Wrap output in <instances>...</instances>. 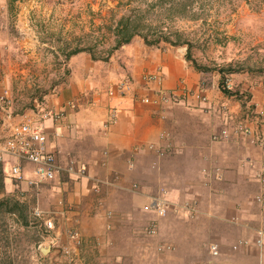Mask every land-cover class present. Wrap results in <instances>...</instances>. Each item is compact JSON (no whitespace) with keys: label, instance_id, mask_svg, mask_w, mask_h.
<instances>
[{"label":"crops","instance_id":"obj_1","mask_svg":"<svg viewBox=\"0 0 264 264\" xmlns=\"http://www.w3.org/2000/svg\"><path fill=\"white\" fill-rule=\"evenodd\" d=\"M15 48V40L0 31V89L11 91ZM66 65L64 81L35 110L22 113L34 119L41 109L63 112L60 121L45 122L48 149L60 166L72 162L86 170L80 178L61 172L42 184L38 193L24 184L16 188L17 198L31 199L41 210L55 212L56 230L43 238L51 249L43 262L264 264V251L253 245L255 231L264 230V208L255 201L264 194V147L254 139L256 134L264 137V78L230 75L238 96H227L219 89L220 75L197 71L186 61L184 48L148 46L140 37L106 61L80 52ZM157 72L162 89L200 91L205 102L189 97L182 105L159 107L143 105L131 95L113 99L106 95L111 85L129 75L134 95L151 96L142 78ZM109 107L117 109L118 117L105 132L102 126ZM22 114H16V122ZM238 125L251 135L235 133ZM224 129L228 138L213 141ZM167 144L171 150L163 158L147 149ZM150 167L156 170L154 193L144 182ZM162 192L169 209L158 221L157 236L149 240L143 230L151 216L142 207ZM69 229L79 233L78 246L67 238ZM52 239L55 246L72 251L71 262L54 258ZM239 241L246 245L234 249ZM159 245L170 249L157 252ZM212 246L217 247L215 256Z\"/></svg>","mask_w":264,"mask_h":264},{"label":"rangeland","instance_id":"obj_2","mask_svg":"<svg viewBox=\"0 0 264 264\" xmlns=\"http://www.w3.org/2000/svg\"><path fill=\"white\" fill-rule=\"evenodd\" d=\"M122 16L169 37L172 46L189 49L196 63L210 72L264 78V4L243 0H0V31L16 42L12 61L16 74L7 93L13 114L35 110L51 90L66 78L65 56L89 49L96 59L113 46L112 25ZM184 43H188L184 45ZM207 81L203 83L206 84ZM10 91V93H9ZM0 161V264H47L43 231L30 225L38 207L16 197ZM154 167V166H153ZM86 171V170H85ZM145 185L156 192V170L146 172ZM8 185V188L5 185ZM12 184V183H11ZM134 184V183H133ZM12 186V185H11ZM137 186V185H135ZM18 203V206H14ZM39 208V207H38ZM152 240L151 238H148Z\"/></svg>","mask_w":264,"mask_h":264},{"label":"built area","instance_id":"obj_3","mask_svg":"<svg viewBox=\"0 0 264 264\" xmlns=\"http://www.w3.org/2000/svg\"><path fill=\"white\" fill-rule=\"evenodd\" d=\"M144 88L151 90V96L138 97L134 95L133 87L134 81L129 75H124L123 78L111 85L106 95L109 99L122 98L131 95L132 98L143 105H154L159 107H173L186 103L189 97H194L202 102H205L199 92L192 93L183 88L164 90L161 88L160 73H154L143 76ZM155 87H152L150 85ZM223 89L231 93L233 91V84L229 78L223 82ZM235 98L236 94H233ZM7 93H0V161L6 164V178L12 183L14 188L20 189L24 184L29 190L38 193L42 184L52 181L56 175L64 172L69 177H84L86 175L85 168H77L72 162L65 167L59 165L57 157L54 152L48 149V140L45 133V122L51 120L53 122L60 121L64 114L63 112H54L50 109H41L32 119L26 114L21 115L19 122H16V115L13 114L9 105ZM74 107L73 105H70ZM117 109L109 107L107 117L103 123L105 132L114 125L117 121ZM233 131L245 136L251 135V131L241 125L234 126ZM162 138H168L167 134H162ZM228 138V131L222 130L218 135L212 137L213 141H221ZM255 142L264 147V137L255 135ZM149 151H154L155 155L163 158L170 153L171 147L169 144L162 147H155L149 145ZM128 169H133L134 159L131 157L127 161ZM28 167L31 168V178L26 176ZM101 183H95V189L99 190ZM255 201L258 205L264 208V194L256 196ZM61 207L62 202H59ZM169 203L164 197V192L151 196L146 205L142 207V211L150 215L147 225L144 227L143 234L147 238H155L158 234V221L167 215ZM32 222L30 225H37L45 235L48 237L56 230L55 212L43 211L38 207H34L31 213ZM66 236L69 241L78 246L81 243V238L76 230L69 229L66 231ZM246 245V242L239 241L234 249L239 246ZM253 245L260 251H264V230L258 229L255 231ZM53 239L51 240V247L54 248L56 255L54 258L60 256L65 257L71 262L73 253L68 247L55 246ZM169 246L159 245L156 248L157 252L169 250ZM212 254L217 255V247H211Z\"/></svg>","mask_w":264,"mask_h":264},{"label":"trees","instance_id":"obj_4","mask_svg":"<svg viewBox=\"0 0 264 264\" xmlns=\"http://www.w3.org/2000/svg\"><path fill=\"white\" fill-rule=\"evenodd\" d=\"M246 4H252V3H261L264 4V0H243ZM112 29V37L114 38V43L113 46L110 48V50L108 51L107 55L105 58L103 59H96L92 56L93 60H99V61H106L110 55L115 52L116 50H118L119 48H121L122 46L128 44L131 42V40L135 37H140L144 43L148 46H157L159 45L160 42H165L168 43L172 46L181 44V43H171L170 38L169 37H163V36H159L156 35L155 33H144L143 30H149L148 28H146L144 25H141L140 23L136 22V20H130L128 17L122 16L121 18L118 19V21H116L115 25H112L110 27ZM188 43H184V45H187ZM80 52H88L90 53L89 49H77L74 51H71L70 53H68L65 56V61H67L71 56L78 54ZM185 59L186 61L190 62L192 64V66L199 72L204 73V72H210L211 70L206 69L204 67L199 66L196 61L190 56L189 54V49L185 55ZM231 71L230 70H219L218 74L221 77V82H220V86L219 89L220 91L227 95V96H232L233 94L236 93H231L229 91H226L223 89V82L226 79L225 76L226 74H230ZM68 74V71H66V75ZM236 96H238L236 94ZM7 203L8 200H1L0 201V207L4 206L6 208V212H11L12 208L7 209ZM18 203H14V206H18Z\"/></svg>","mask_w":264,"mask_h":264},{"label":"water","instance_id":"obj_5","mask_svg":"<svg viewBox=\"0 0 264 264\" xmlns=\"http://www.w3.org/2000/svg\"><path fill=\"white\" fill-rule=\"evenodd\" d=\"M49 250H50L49 248H44V249H42V253H43V254H46V253L49 252Z\"/></svg>","mask_w":264,"mask_h":264}]
</instances>
